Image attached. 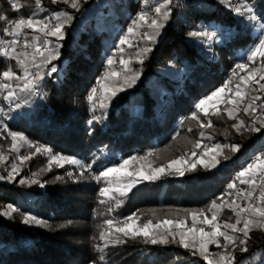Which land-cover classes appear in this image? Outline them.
Masks as SVG:
<instances>
[{
  "label": "trees",
  "instance_id": "trees-1",
  "mask_svg": "<svg viewBox=\"0 0 264 264\" xmlns=\"http://www.w3.org/2000/svg\"><path fill=\"white\" fill-rule=\"evenodd\" d=\"M243 1L253 4L258 18H264V0ZM15 3L18 12L10 0H0V14L15 20L33 13L36 19H44L67 12L71 18L61 17L64 37L55 40L59 56L43 66V79L33 81L32 91H20L14 101L20 107L6 118L0 117L2 148L11 149V138H5L9 130L33 142L32 147L22 142L15 154L31 157L17 166L15 178L0 180V264H208L177 242L152 245L143 238L121 237L126 242L114 244L109 236L104 247L99 235L108 229L105 220H123L132 213H137L143 223H156L185 219L189 212L205 210L225 191H231L225 187L232 172L264 149L252 150L264 140V129L248 131L251 119L238 132L232 127L236 121L222 113L208 117L199 113L200 119L192 118L200 99L220 88L236 64L248 63L249 50L262 35L259 25L236 15L222 0H171L168 20L157 18L164 27L155 42L147 44L151 51L146 52L142 63H133L137 81L123 91L117 88L115 96L107 91L101 101L104 107L90 113L85 96L102 74L107 42H117L125 36L131 18L159 7L165 0H80L79 10L59 0H41L39 7L35 0ZM125 11L129 14L123 21L120 15ZM6 24L0 22V28ZM194 32L215 35L211 39L190 35ZM24 33L29 41L31 31L24 29ZM10 39L0 34V40ZM53 66L58 71L47 75ZM9 68L19 74L15 59L0 56V85L9 83L2 77ZM10 85L18 91L17 83ZM4 94L7 91L0 87V108L6 110ZM209 120L212 127L202 129L200 123ZM202 131L211 146L240 145V150L232 153L225 147L219 158L221 166L211 170L199 165L184 176L171 174L142 181L119 207L112 199L101 197L100 189L109 185L108 178L100 177L101 172L133 156L144 159L130 164L166 166L194 150ZM39 146L74 157L84 167L49 165L50 154L36 153ZM224 156L230 158L225 161ZM11 166L9 160L5 171L0 168V175L7 177ZM21 180L26 183L21 184ZM102 199L105 203L100 202ZM9 204L18 209L11 216L4 215ZM26 216H35L43 224H25ZM250 237L248 250L238 255L234 264H252L255 256L264 252V230L252 232Z\"/></svg>",
  "mask_w": 264,
  "mask_h": 264
},
{
  "label": "snow or ice",
  "instance_id": "snow-or-ice-1",
  "mask_svg": "<svg viewBox=\"0 0 264 264\" xmlns=\"http://www.w3.org/2000/svg\"><path fill=\"white\" fill-rule=\"evenodd\" d=\"M11 6L13 10L19 11V6L15 3V0H10ZM57 0H52V3H56ZM64 3L68 4L69 0H63ZM222 2L229 4L232 11L235 12L236 15L240 17H245L249 22L253 24H258L261 30H264V23H260L261 19L258 18V15L254 11V5L249 3H244L243 0H222ZM171 3V0H165V3L155 8V13L158 16L162 17L164 21H167L170 15V9H168V5ZM35 4L37 7L41 5V0H35ZM235 4V7L232 5ZM70 6L73 9L79 10L80 0H70ZM71 18L67 12H56L52 17H49L47 21L44 19H36L35 13L33 15L24 18L21 16L15 20H9L6 14H0V22L6 21V26L0 28V34L4 36L12 37L10 40H0V56H3L9 60L15 59L17 65L23 70V76H17L11 68L2 72V77L6 80H24V87L20 89V91H32L35 88V84H33L32 80H28L27 77L29 75L28 69L25 66L24 59L21 57H26L27 53H20L16 50V45L20 41V37L23 35V46L24 48L28 47L29 41L27 35L24 33V29H31L33 32H42L45 36H55L58 39H63L64 37V23L61 22V17ZM55 20L56 23L53 25L51 22ZM147 15L145 12H140L137 19L133 21V25H136L140 21H146ZM149 27L154 31L152 34L145 33L144 35L150 42H155L156 37L159 35V30L164 27V24L160 22L159 19H152ZM129 34L134 32V27H129L127 29ZM192 36H205L211 39L215 33H207V32H194L191 33ZM39 37H33V40L39 41ZM47 44V41H44ZM127 43L126 38H121L119 44L122 46ZM131 46V45H129ZM35 48L36 54L44 57V62L49 63L51 60L56 59L59 56L58 49L48 50V55L44 56V52L41 51L40 47L37 45H33ZM122 51V48H121ZM144 52L151 51L150 48H145ZM259 56L262 60H264V35H261L259 38V42L255 45L253 49L249 50V54L247 55V61L255 62V58ZM35 57H33V60ZM143 62L142 60L140 61ZM108 65L113 64V59L109 58L107 61ZM121 64H124L125 61L121 59ZM249 68L248 63H238L235 65V69L245 70ZM235 69L232 72V76L236 75ZM58 69L56 67H51L47 73V75H52L56 73ZM259 72H264V65L260 69L253 68L246 75L240 77V83L235 85V90L229 88L228 85L231 83V80L227 81L223 86L213 91L211 94L199 100L195 105V109L192 114L193 119H200L199 113H202L204 117L209 116V109L213 110L212 114H220L222 111L220 109V105L223 103L225 105H233V108H226L224 111L227 112V115L230 119L235 117L236 112L238 111V106L249 98L250 93L246 91L249 88V85L259 84V90H264V83H260V81H264V74L257 76ZM113 76L119 75L118 73H111ZM136 76H132L131 78L126 77L125 83L129 84V86L135 83ZM43 77L39 75V73L33 74V80H41ZM107 79V74L102 77L100 80H97V84L100 85L101 89H104L103 80ZM32 85L30 88L29 86ZM4 90L7 91V95L4 96L5 100H8L10 104L13 102V98L16 97L17 93L14 89L11 88L9 83H5L0 85ZM229 92V96H225V91ZM105 91H111V95H116V89H104ZM119 91H123L124 89L121 87L118 89ZM256 91L255 88L252 89ZM98 89L92 88L91 95L88 99L91 101L95 97ZM257 101H264V97L260 95H255L251 97L249 103H247L246 107L243 108V112L247 115L251 113L253 115L252 123L247 126L248 131L250 132H260L264 129V103L257 104ZM104 107L103 103L100 105ZM16 107L19 108L20 105L16 104ZM259 109V115H255L257 110ZM0 115L5 117L8 116V113L4 111L3 108H0ZM95 120H99V117H94ZM92 123V121H89ZM259 124L260 127L256 125ZM3 127H6L3 126ZM200 127L203 129L205 127H212L211 121L209 120L207 124L201 122ZM236 131H240L241 128L245 127V122L243 120H239L238 123L232 125ZM2 130V129H0ZM191 130V129H190ZM201 140L196 141L193 145L194 149H202L199 153V157L195 160L186 159L184 156H181L178 159H173L168 162L166 166L161 167H148L144 168L141 166L139 169L135 171H129L127 166L131 161H136L137 159H144L138 157H130L128 160H124L122 164L117 167L108 168L105 171L100 173V177L108 178L113 174H122L123 177L128 179L127 183H117L118 187H104L100 189L101 197H108L112 199L116 206L119 207L123 201V198L127 197L128 193L134 188L137 184L142 181H155L161 178L163 175H171L176 174L179 176H184L186 172L195 171L197 169V165H201L205 170H211L221 166L222 161L218 159L219 156L223 154V150L225 147L229 148V151L232 153H236L240 150V145H231V146H222L220 144H215L212 147H203L202 141L204 139L203 131L200 133ZM11 138V150L18 151L17 143L23 142L27 144L29 147L33 146V142L28 140L23 134L8 131L6 139ZM36 153L44 152L50 154L49 165L53 162L59 166L63 167V163H69L73 165H80L82 168L84 165L74 157L65 156L59 153H53V150L48 147L39 146L35 148ZM197 152L194 150L191 152L192 157H197ZM30 156H21L19 157L20 161H26L30 159ZM230 157L224 156V160L226 161ZM4 159L2 153H0V160ZM90 167V165L88 166ZM50 170V168H49ZM18 169L15 163L11 166V171L8 172L7 177L0 175V180L8 179L13 180L15 175L17 174ZM33 175H36L35 173ZM69 176L72 173H68ZM248 176V180H241L240 183H248L251 185H255L257 183V179L260 181V190L258 197L256 199L259 200V203L253 202L254 193L252 191H248L243 193L244 199L247 201L246 206L237 205L233 208V212L235 213L237 219L235 223H224L220 224L217 222L218 217L215 214L216 210L222 209L223 205L218 204L217 200H223L222 194L217 200H213L210 203L208 211L212 212L211 218L204 212V210H200L199 212H189L188 215L191 216L192 224L189 227L186 219H163L158 220L156 223H153L152 220H148L143 224L137 223L139 220V216L137 213H132L131 215L123 218V220L114 221L113 219H107L104 221V224L108 226V230H102L100 232L99 238L101 241H104V247L108 246V240L106 237L112 236V243L119 244L126 242V240H122L121 237L128 239H137L143 238L145 243H150L152 245H166L169 243L177 242L176 237L179 236L178 243L185 249H195L193 251V255L199 252L205 260L208 261V264H213L212 260L208 259V246L210 244H216L217 247H223L226 251L229 249V246H232V250L234 251L237 246H241V251H247V240L251 237L249 236L250 231L253 228H259L264 230V153L261 155H253L251 158V162H248L246 167L242 168V170L238 173V177ZM57 179H61V177H57ZM21 184L26 183L25 180L20 181ZM31 183H39L37 180H32ZM44 185L41 184V187ZM236 187V182L233 181L228 185V189H234ZM227 195H231V192L226 193ZM101 203H105V200H101ZM233 204H236V201L233 200L231 204L228 206L231 207ZM112 211L110 207L108 209ZM18 209L13 207L11 204L7 206V211H5L4 215L11 216L12 213L17 212ZM198 217H203L198 220ZM23 223L28 224L32 223L35 225H42L43 221L36 218L35 216H26L23 220ZM197 223L201 225L207 226L209 230H206L205 227H197ZM123 226H118V225ZM242 224V227H238V225ZM222 229H231L233 234H229L228 231ZM178 230V231H176ZM236 233H242L243 238L235 235ZM115 234V235H114ZM223 238L225 243L223 245L220 244L219 238ZM99 251H103V248L97 246ZM220 261H226L227 264H232L234 261V257L231 255V252L228 253L227 256L220 255Z\"/></svg>",
  "mask_w": 264,
  "mask_h": 264
},
{
  "label": "rangeland",
  "instance_id": "rangeland-1",
  "mask_svg": "<svg viewBox=\"0 0 264 264\" xmlns=\"http://www.w3.org/2000/svg\"><path fill=\"white\" fill-rule=\"evenodd\" d=\"M50 1H52V0H50ZM59 1L63 2V0H59ZM149 4L150 3L148 2V5ZM233 5L234 6H232V7L236 6L235 4H233ZM65 6L71 7L70 6V0H69L68 4L65 3ZM97 10L98 11L100 10V6L97 8ZM128 14H129L128 11L123 12L120 15L121 19L123 21H125L127 19ZM138 15L139 14H137L135 17L131 18L128 21V23L126 25V32H125L126 34H125V36H123V37L120 36L118 41L115 42V43H113L111 41L107 42V45H106L107 59L105 60L106 67H105V70H104L105 73H102L101 76L97 79V80H100L102 77H104L107 74V79L102 81V83L104 84V89H117V88H121V87L125 88L127 86L129 87V84L125 83V78L126 77L131 78L132 76L135 75L137 77L135 82L138 79L139 75H138V73H136L134 71L133 63L134 64H139L140 61L141 60L143 61V59L145 58L146 52H144L143 50L145 48H147V44L150 43V41L146 38V36L144 34L145 33L152 34L153 31H154L152 28L149 27L150 22L140 21L136 25H133V21L137 19ZM52 16H53V14L47 16L46 18H44V20L47 21V19L49 17H52ZM158 17H160V16H158V14H156V13L153 15V19H157ZM61 22L62 23L64 22L63 18H61ZM129 27H134V32L132 34H129L128 31H127V29ZM29 30L31 31V34L29 35L30 40H29L28 47L24 48V46H23L24 36L22 35L20 37L21 39L19 41L20 50L17 51V52H20V53H25L26 52L27 53L26 57H21V58L24 59L25 66L28 69L29 75H28L27 79L28 80H32L33 71H35V74L39 73V75H40V73H42L43 66L49 64L51 61L49 63H45L44 62V57L36 54L35 48L33 47L34 44L38 46V44L40 43L42 32H33L31 29H29ZM259 31H261L262 35H264V30H261L259 28ZM114 34L115 33L112 34V37L114 36ZM37 36L40 38L39 41L33 40V37H37ZM56 38L57 37H55V36H50L48 38L47 42H48V45H49V50H55V47H56L55 40H56ZM121 38H126L127 39V43L122 45V46L119 44V41H120ZM129 45H131V46H129ZM121 48H122V51H121ZM44 56H47V55L44 54ZM33 57H35L34 60H33ZM109 58L113 59V64L112 65H108V63H107ZM121 59H123L125 61V63L121 64V66H118L117 64H118L119 61H121ZM258 60H259V56H257L255 58V62L247 61L248 64H249V68L245 69V70L237 69L235 77L229 74L228 76H229V80H231V83L228 85V87L233 89V91H234L235 90V85L237 83H240V77L241 76L246 75L253 68L260 69L261 66H260V64L258 65ZM17 69L19 70V74H16V75L17 76H23L24 75L23 70L18 65H17ZM113 72L118 73L119 75H117V76L111 75V73H113ZM261 74H264V72H259L257 74V76L259 77V75H261ZM4 80L6 82H9V84L17 83L18 84V91H16V90L15 91H16L17 95H19L20 89H22L24 87V80L23 79H20V80H15V79L6 80L5 78H4ZM97 80H96V83H97ZM260 83H264V81H260ZM95 84H94V86H95ZM31 86L32 85H30L29 87L31 88ZM99 88H100V85H99ZM253 88H255L256 91H253L252 90ZM104 89L100 88V90L103 93L102 94V100L105 98L106 93H107V91H105ZM246 91H248L250 93L249 98L246 99L244 102H242L238 106V111L236 112L235 117L231 119V120H235L236 123H238L239 120H243L246 123V122H248V120H250V119L252 120L254 118L251 113L246 115L243 112V108L246 107L247 103L250 102L252 96L260 95L261 97H264V90H259V84H256V85L250 84L249 88ZM25 94L27 95V92H25ZM6 95L7 94H4L2 96L3 100L6 103V107H7V109L4 110V111L7 112V113H11V111L13 112L15 110L16 106H15L14 101H16V98L18 96L16 95V97L13 98V102L10 104V102L8 100L4 99V96H6ZM224 95L226 97L230 95L229 92L227 91V89H226ZM261 103H264V101H257V104H261ZM233 107H235V106H233V105H225V104L222 103L220 105V109L222 110L220 112V114L222 113V114H225L226 116H228L227 112L224 111V109L233 108ZM212 112H213V110L210 108L209 109V115H214V114H212ZM255 115H257V116L259 115V109L257 110V113ZM0 117L6 118L3 115H0ZM204 142H207L209 144L208 147H212L210 145L211 143H209L205 139V137H204V139L202 141V144ZM21 144H22V142L18 141V143H17L18 151H12L11 149L7 150V149L2 148L0 146V148H2V150H3V151H0V153H2V155L4 157V159L0 160V168H3V171L6 170V165L9 164V160H11L12 164L15 163L16 166L20 165L21 161H20L19 157H21V155L18 154L17 155L18 158H17L15 156V154H17L19 152V148H20ZM225 144H227V143H225ZM260 146H262V147L264 146V140L261 142L260 145L255 146L252 150L254 152L258 151ZM256 154L257 153H254L253 155H256ZM47 158L50 159V156H47ZM185 158L189 159V160H195L198 157L197 158H194L192 156H188L187 157L186 154H185ZM219 158H222V155L219 156L218 159ZM64 163H66V162H64ZM141 166H143L145 169L148 168L149 166L154 168L153 165L137 162V163H134V164H129L127 166V169L129 171H135V170L139 169ZM197 166H199V165H197ZM174 175H176V174H174ZM248 179H249L248 176L242 177L239 180V182L236 183V187L234 188V190L225 191L223 193V194H225L223 196V200H217L218 204H222L223 205L222 209L216 210V212H215V214L218 217V220H217L218 223L224 224V223H235L236 222L237 217H236V215H235V213L233 212L232 209L235 208L237 205H240V206H246L247 205V201L244 199L243 193L248 192V191H252L255 194L254 197L255 196L258 197L259 190H260V185H257V184L251 185V184H248V183H244V184L240 183L241 180H248ZM108 181H109L108 187L116 188V187L119 186L117 181H119V183H127L128 179L123 177L122 174H113L110 177H108ZM228 192H231V195H227L226 193H228ZM256 192H257V194H256ZM254 197H253V202L254 203H259V200L255 199ZM233 200L236 201V204H233L231 207H229L228 205L231 204V202ZM209 206H210V204H209ZM209 206L204 210V212L208 215L209 218H211V215L213 213L208 211ZM196 212H198V211H196ZM202 218L203 217H198V220L202 219ZM185 219H186V222H187L188 226L190 227L191 224H192L191 216L186 215ZM137 223L143 224V222L141 220H138ZM118 226H123V225L121 224V225H118ZM201 226L205 227L206 230H209L207 228V226L197 223V227H201ZM238 227H242V224L238 225ZM107 230L108 229H106L105 231H107ZM222 230L228 231L229 234H233L231 232V229H222ZM258 230L262 231L259 228H253V230L250 231V233L258 231ZM176 231H178V230H176ZM250 233H249V236H250ZM235 235H238V236H240V238H243L242 233H236ZM176 240H177V243H178L179 236L176 237ZM219 242H220L221 245H223L225 243V241L223 240L222 237L219 238ZM240 247L241 246H237L235 248V250L233 251L232 250V246L230 245L229 249L226 251L223 247H217L216 244H210L208 246V259L212 260L213 264H227L226 261H220L219 256L220 255L227 256L228 253L231 252V255L235 258L234 261H236V257L238 255H240L242 253H244V254L246 253V251H241ZM189 250L192 251V252L195 251V249H189ZM196 254L203 258V256L199 252H197ZM205 261H207V260H205ZM234 261H232V264H234ZM252 264H264V252L258 253L255 256L254 262H252Z\"/></svg>",
  "mask_w": 264,
  "mask_h": 264
},
{
  "label": "built area",
  "instance_id": "built-area-1",
  "mask_svg": "<svg viewBox=\"0 0 264 264\" xmlns=\"http://www.w3.org/2000/svg\"><path fill=\"white\" fill-rule=\"evenodd\" d=\"M232 6H234V5H232ZM155 8H152L151 10H148L147 12H146V15H147V20H146V22H151V20L153 19V15L155 14ZM53 25L56 23V21L55 20H52V22H51ZM50 37V35L49 36H45L44 35V33H42V36H41V41H40V43L38 44V46L40 47V49H41V51L42 52H44V54H46V55H48V50H49V45H48V43L47 44H45L44 43V41H47L48 40V38ZM259 64H260V66L262 67V65H264V60H262L261 59V57H259ZM118 66H121V63H120V61L118 62V64H117ZM105 67H106V64H105V62L103 63V67H102V73H105L104 72V70H105ZM33 74H35V71H33ZM32 81H33V75H32ZM227 81H229V76H227L224 80H223V82L221 83V85H220V87L221 86H223ZM97 88L98 89V91H97V93H96V95H95V97L93 98V100H89L88 99V97L91 95V89L92 88ZM94 87H92L91 89H90V91L86 94V96H85V102H86V106L88 107V109H89V111H90V113H93V111H95V110H97L99 107H100V104H101V101H102V91L100 90V88H99V85L96 83L95 84V86ZM208 143L207 142H204L203 144H202V148L203 147H208ZM196 152H197V157H199V153L202 151V149H194ZM194 150H192V151H194ZM0 151H3L2 150V148H0ZM191 151V152H192ZM191 152H188V153H186V156L188 157V156H191ZM262 153H264V149L263 150H261V151H259L256 155H261ZM197 157H194V158H197ZM253 157V155L242 165V166H240V167H238L236 170H234L233 172H232V174H231V177H230V183H232L233 181H235L236 183H238L239 182V180L242 178V177H238V173L242 170V168H244V167H246V165H247V163L248 162H251V158ZM257 185H260V181H259V179H257V183H256ZM226 189H228V186H226L225 187ZM231 190H234V189H231ZM256 194H257V192H256ZM255 199H256V196L254 197Z\"/></svg>",
  "mask_w": 264,
  "mask_h": 264
}]
</instances>
